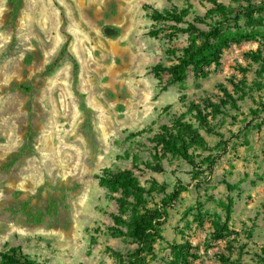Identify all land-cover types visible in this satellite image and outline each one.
<instances>
[{
    "label": "rangeland",
    "instance_id": "rangeland-1",
    "mask_svg": "<svg viewBox=\"0 0 264 264\" xmlns=\"http://www.w3.org/2000/svg\"><path fill=\"white\" fill-rule=\"evenodd\" d=\"M185 2L21 0L12 19L8 1L0 0V251L19 246L43 264H116L105 247L126 252L135 245L106 232L117 205L96 175L126 167L143 185L155 179L167 192L180 187L151 264H166L168 245L183 240L194 245L193 264H221L222 255L264 264V120L263 113L249 112L264 101V90L254 94L256 103L240 101L236 118L219 124L225 148L196 179L191 165L177 158L163 159L160 170L147 168L149 133L130 135L185 111L183 95L198 98L218 93V83L231 89V79L255 77L259 66L246 53H264V42L253 40L224 49L205 78L188 71L185 89L154 75L153 65L169 63L167 48L187 41L185 34L151 35L147 6ZM189 2L196 12L205 10L198 0ZM249 121L261 124L244 142L239 129ZM205 138L211 145L221 139ZM26 142L30 149L21 153ZM127 150L137 158H125ZM225 181L239 183L231 193L230 230L207 245L214 200L228 194Z\"/></svg>",
    "mask_w": 264,
    "mask_h": 264
},
{
    "label": "trees",
    "instance_id": "trees-1",
    "mask_svg": "<svg viewBox=\"0 0 264 264\" xmlns=\"http://www.w3.org/2000/svg\"><path fill=\"white\" fill-rule=\"evenodd\" d=\"M7 1L13 19L21 0ZM185 1L182 6H147L148 16L155 26L149 32L151 35H186L185 45L167 48L168 64L158 62L152 67L156 77L162 79L166 76L169 84H177L181 90L186 88L188 71L195 78L207 77L208 68L220 64L224 49L231 44L251 40L264 42V0H230L229 3L198 0L200 5L205 6L202 13L196 12L189 0ZM190 14L193 16L189 19ZM104 32L110 34L106 28ZM246 54L259 66L252 80L231 79V89L218 83V93L198 98L183 95L185 111L173 114L167 123H161L156 128L147 127L130 134L139 136L144 132L149 133L147 139L151 142V159L144 161L147 168L160 170L162 160L170 157L191 165L193 179L198 178L202 168H212L217 156L225 148L219 124L228 116L236 118L240 113V101L250 98L256 103L254 94L264 90V53L256 48ZM70 58L76 75L78 63L73 57ZM249 112L254 117L263 113L261 121L264 120V101L260 100ZM261 121L253 125L249 121L240 127L239 134L244 142H247V135L252 128L259 129ZM204 134L221 139L211 145ZM29 135L28 133L27 136ZM27 149H30L28 142L20 152L24 153ZM123 156L136 159L138 155L127 150ZM96 178L101 186L112 193L117 205V212L110 215L112 224L106 227V232L114 238L135 245L126 252L111 246H106L105 251L116 264H151L157 258L156 244L163 239L162 225L168 216V207L178 199L180 187L178 184L174 185L167 192L168 185L155 179L147 180V186L143 185L133 170L126 167L105 168ZM224 184L228 194L225 199L214 200L218 210L211 214L213 230L205 239L207 245L211 240L223 238L230 230L229 222L235 203L231 193L239 191V183L225 181ZM157 194L162 196L155 201ZM198 204L201 205L200 202ZM262 208L264 210V202ZM197 216L202 217L203 214ZM168 248L166 264H193L192 260L197 257L193 251L194 245L188 240L173 241ZM239 262L238 258L231 259L225 255L221 257V264H240ZM0 264L43 263L23 252L21 247L9 246L0 251Z\"/></svg>",
    "mask_w": 264,
    "mask_h": 264
}]
</instances>
